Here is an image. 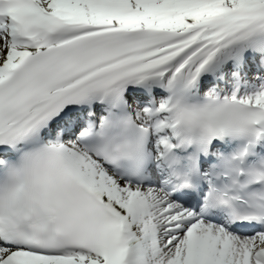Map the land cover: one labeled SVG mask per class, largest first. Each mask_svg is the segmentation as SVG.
<instances>
[{"label":"snow or ice","instance_id":"1","mask_svg":"<svg viewBox=\"0 0 264 264\" xmlns=\"http://www.w3.org/2000/svg\"><path fill=\"white\" fill-rule=\"evenodd\" d=\"M0 264H264V0H0Z\"/></svg>","mask_w":264,"mask_h":264}]
</instances>
